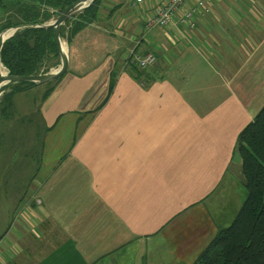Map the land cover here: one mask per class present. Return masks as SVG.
Masks as SVG:
<instances>
[{
    "label": "crops",
    "instance_id": "0c3cea01",
    "mask_svg": "<svg viewBox=\"0 0 264 264\" xmlns=\"http://www.w3.org/2000/svg\"><path fill=\"white\" fill-rule=\"evenodd\" d=\"M159 2L101 0L67 43L68 71L41 96L40 170L0 228V264H193L224 228L222 211L194 222L193 207L215 197L240 211L230 167L264 107V0H215L195 30L144 34ZM146 53L152 66H127Z\"/></svg>",
    "mask_w": 264,
    "mask_h": 264
},
{
    "label": "trees",
    "instance_id": "16d2710c",
    "mask_svg": "<svg viewBox=\"0 0 264 264\" xmlns=\"http://www.w3.org/2000/svg\"><path fill=\"white\" fill-rule=\"evenodd\" d=\"M77 1L0 0V9L4 13L0 21V35L11 28L32 25L18 30L3 44L0 76L1 66L13 76L48 73L52 60H59L55 64L59 66L60 53L54 30L43 25L57 18ZM100 2L97 0L90 8L62 25V40L69 43L78 32L93 23ZM66 25L70 28L68 33ZM127 66L138 71L132 57L127 61ZM57 80L47 83L49 89L43 100L52 93ZM36 86L38 84L30 82L10 83L0 90L1 93L5 92L1 99L5 105L3 110H9L6 120L14 116V96ZM112 88L113 85L110 90ZM236 152L241 157L248 196L233 223L217 232L193 264H264V107L239 134Z\"/></svg>",
    "mask_w": 264,
    "mask_h": 264
},
{
    "label": "rangeland",
    "instance_id": "374dc122",
    "mask_svg": "<svg viewBox=\"0 0 264 264\" xmlns=\"http://www.w3.org/2000/svg\"><path fill=\"white\" fill-rule=\"evenodd\" d=\"M124 2H126L124 3V8H126L129 7L128 3H132V0H124ZM0 12L2 15L4 14L1 9ZM55 19L56 18L52 19L51 22ZM143 19L145 18L143 17ZM65 27L66 33H68L70 28L67 25ZM158 31H160V29L154 30L153 34ZM143 33L148 34L144 29ZM63 45L66 47L67 51V42L64 39ZM58 62L59 60L51 61V69H49V72H54L59 69V67L55 65L58 64ZM45 85L47 84H43L41 87L37 86L40 88L15 97L14 106L17 112L16 115H23V118L12 116L9 120L5 119L9 110H3L5 105L1 99L5 92H0V228L11 222L13 217L12 212L19 204V196L27 194L25 190H29L28 186L31 183V179H33L32 177L38 175V171L40 170L39 164L44 156V150H42L43 147L41 146H43L44 141H46L48 132L39 115V107L42 103L41 96ZM25 111L27 112L26 118L24 117ZM16 119L20 121L19 125L16 123ZM68 136L70 135H66V142H68ZM53 157L56 158L55 153ZM221 194H223V192ZM224 195L226 196L227 193ZM247 196L248 191L246 187L242 185L237 193L232 192L229 194V201L232 200L234 204H237L240 210ZM208 200V202H204L205 204L202 203L193 207L194 209L196 208L193 212V221L196 222L195 219L201 217L203 211L201 209H205L208 212L212 207L211 209L215 214L212 213L209 215V212L207 215L215 217L222 211L223 227H229L239 211L237 213L230 212L226 203L223 204L224 209L222 210V207L215 201V197L208 198ZM6 210L9 211V214H3ZM177 219L179 223V218Z\"/></svg>",
    "mask_w": 264,
    "mask_h": 264
},
{
    "label": "built area",
    "instance_id": "2783aa9c",
    "mask_svg": "<svg viewBox=\"0 0 264 264\" xmlns=\"http://www.w3.org/2000/svg\"><path fill=\"white\" fill-rule=\"evenodd\" d=\"M152 0H133L134 6L145 5ZM215 0H160L156 5L148 8L143 21V29L149 33L156 29H166L177 25L187 30L196 29V16L205 17L213 13V2ZM16 32L11 31L8 37L14 36ZM132 60L139 69H147L152 66L156 57L153 53L143 55L132 54ZM1 73L9 74L8 70L1 66Z\"/></svg>",
    "mask_w": 264,
    "mask_h": 264
},
{
    "label": "water",
    "instance_id": "95a60500",
    "mask_svg": "<svg viewBox=\"0 0 264 264\" xmlns=\"http://www.w3.org/2000/svg\"><path fill=\"white\" fill-rule=\"evenodd\" d=\"M97 0H79L75 3H73L69 8H67L62 14H60L54 21L49 22L43 27H50L54 30L55 34V40L56 43L59 47V53H60V59H61V64L59 66V69L54 72H48L45 74H38V75H32V76H13L9 74H3L1 73L0 76V90L10 84V83H20V82H30V83H35L38 85L41 84H47L50 82H53L62 76H64L69 67V58L67 51L64 50V45H63V40L61 38V32L60 28L62 25H64L68 20L74 18L76 15L82 13L86 9L90 8ZM32 25H22L19 27L11 28L6 30L0 35V52L3 47V44L10 38L6 37L4 38V35L11 32L15 31L17 32L18 30L29 27ZM231 172L233 175L245 186H247V181L244 177L243 174V167L241 163V157L238 152L235 153L233 162L230 167Z\"/></svg>",
    "mask_w": 264,
    "mask_h": 264
},
{
    "label": "bare ground",
    "instance_id": "6f19581e",
    "mask_svg": "<svg viewBox=\"0 0 264 264\" xmlns=\"http://www.w3.org/2000/svg\"><path fill=\"white\" fill-rule=\"evenodd\" d=\"M8 37V34L4 35V38ZM64 50L66 51V47L64 46Z\"/></svg>",
    "mask_w": 264,
    "mask_h": 264
}]
</instances>
